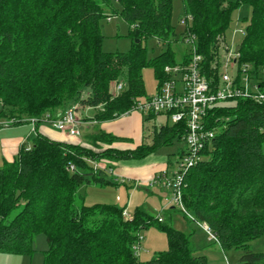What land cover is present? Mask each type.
Wrapping results in <instances>:
<instances>
[{
	"label": "trees",
	"instance_id": "obj_1",
	"mask_svg": "<svg viewBox=\"0 0 264 264\" xmlns=\"http://www.w3.org/2000/svg\"><path fill=\"white\" fill-rule=\"evenodd\" d=\"M182 2L184 18H192L190 31L203 58V73L214 84L219 82L214 65L220 39L226 38L233 14L250 6L240 63L252 66L251 74L263 80L264 0ZM173 3L0 0V120L18 126L48 115L57 119L76 104L103 105L104 112L93 117L97 122L127 115L136 101L147 97L142 76L146 67L154 69L160 87L166 67L189 60L185 55L179 61L171 47L177 41ZM113 16L130 27L129 54L103 50L101 21ZM150 38L168 42L169 48L148 59L142 42ZM113 82L125 86L115 98ZM148 116V121L164 116L166 124L155 127L151 144L133 152L105 148L120 139L103 132L87 138L90 147L54 141L39 131V123L15 161L0 166V254L33 255L34 239L44 235L48 249L43 264H208L205 257L195 256L189 236L155 220L142 207L127 221L124 208L89 206L79 194L86 185L118 186L90 161L114 170L121 160L142 161L183 141L185 123L169 124L162 114ZM207 122L215 138L203 151L204 160L184 178V207L210 229L223 250L244 251L239 264H264V252H248L249 245L264 236V104L230 100L213 107ZM154 225L168 231V250L141 263L134 252L138 234Z\"/></svg>",
	"mask_w": 264,
	"mask_h": 264
},
{
	"label": "rangeland",
	"instance_id": "obj_2",
	"mask_svg": "<svg viewBox=\"0 0 264 264\" xmlns=\"http://www.w3.org/2000/svg\"><path fill=\"white\" fill-rule=\"evenodd\" d=\"M115 7L120 9L119 6ZM184 12L185 9L182 0H174L172 16L177 41L172 43L171 47L172 50L176 52V56L179 61H181V59L188 54V48L185 44H183L182 40V34L186 31L185 26L181 22L184 18ZM251 12L252 9L250 6H243L233 14L232 25L226 33V41L229 45L234 44L235 49L240 48L244 35L239 32L235 34L234 31L245 30L246 24L244 23V18H249L251 16ZM101 31L104 37L103 50L106 53L129 54L132 51L133 39L130 36V27L119 16H113L110 20L108 18L103 19L101 21ZM142 46L146 49L147 58L153 59L164 53L169 48V43H159L156 39L150 38L143 41ZM142 76L147 97L141 98L139 101L145 102L147 99L152 98L157 94L159 81L157 80L154 69L151 67H146L142 72ZM119 83L122 82H113V89H115L116 85ZM114 93L115 92L113 90L112 94ZM78 105L81 108L79 110V115L82 119H84V112L86 111V108L81 104ZM131 110L129 112L130 114L132 113ZM94 114H97V112L92 111L90 113V115ZM135 116L141 117L139 126L140 136L147 144L151 143V137L155 127L160 128L166 124V118L164 116H158L155 120L148 121L147 119L149 116L147 114L145 115L139 112H134L129 117L134 118ZM11 122L12 121H7L5 119L0 120V166L6 162L13 163L15 161L19 155L22 140L26 139L32 130L29 124H19L18 126H14V123ZM93 122L95 124L102 123L97 122L96 120H93ZM169 124L173 123L170 122ZM16 142L18 144H16ZM69 143L71 142L69 141ZM181 150H186L184 143L174 141V144L158 150L154 155L148 158L146 162L121 160L118 163V168L126 164L131 166H138L141 164L167 165V172L171 175L178 170L180 161L178 152ZM108 177L110 179L113 178L111 175ZM127 187L129 188L127 189L123 186L115 187L112 185L100 186L92 184L81 187L79 194L86 199V203L89 206L115 205L119 208H126L125 210H127L128 214L131 216L137 207H142L145 212L155 220L161 219L171 229L177 230L189 236L195 250V256L205 257L208 264H239L244 251L223 250L221 245L217 241L213 240L205 231V225L198 222L194 218L190 219L180 206H173L169 204L171 192L163 184L147 186L143 183H139L135 186V182L134 184L128 182ZM139 234L144 238L141 243V252L139 257L141 263L152 260L157 254L167 252V230H161L158 228V225H154L141 230ZM47 249L48 243L46 237L44 235H39L34 239L35 252L33 255L15 256L11 254H0V264H43L44 253ZM248 252L263 253L264 236L253 241L249 245Z\"/></svg>",
	"mask_w": 264,
	"mask_h": 264
},
{
	"label": "built area",
	"instance_id": "obj_3",
	"mask_svg": "<svg viewBox=\"0 0 264 264\" xmlns=\"http://www.w3.org/2000/svg\"><path fill=\"white\" fill-rule=\"evenodd\" d=\"M110 20V19H109ZM192 18L190 16L181 21L185 26L183 44L188 48L189 60L174 67H166L167 78L159 87L157 94L145 102L136 101L131 112L142 114L166 115L173 124L185 123L186 134L183 137L186 150L179 157L178 170L169 175L167 170L162 171L150 181L149 186L163 184L171 192L170 205H178L193 219L186 211L183 203V184L186 174L197 167L203 160V151L211 145L215 138V132L208 127L207 116L209 111L224 102L234 99H247L256 103L264 104V91L261 89L263 80H259L251 74L252 66L240 63L241 54L235 49L234 44L229 45L226 38H221L219 43V55L215 59L214 67L219 69V82L214 84L203 73V58L198 54L197 39L190 31ZM245 34L243 31H234ZM125 89L123 83L116 85L114 98L120 95ZM86 111L104 112V106L85 107ZM78 104L66 110L62 116L52 119L49 115L44 119H31L29 124L36 134V127L39 123L49 124L58 131L68 134L70 137L79 138L82 134V127L85 124L79 115ZM130 114V113H128ZM127 114V115H128ZM93 123V120H91ZM26 144V143H24ZM29 146L27 150L29 151ZM95 171H103L111 175L114 183L124 185L125 178H118L112 168L103 164L90 161ZM73 168V167H72ZM140 181H135L137 186ZM124 218L132 221L133 217L124 210ZM161 222L162 220L159 219ZM205 231L215 241L216 238L205 225ZM144 238L138 234V240L134 246L135 256L140 257L141 243Z\"/></svg>",
	"mask_w": 264,
	"mask_h": 264
},
{
	"label": "crops",
	"instance_id": "obj_4",
	"mask_svg": "<svg viewBox=\"0 0 264 264\" xmlns=\"http://www.w3.org/2000/svg\"><path fill=\"white\" fill-rule=\"evenodd\" d=\"M91 112L92 111H85L84 112L85 118L82 120L85 124H83L82 134L79 138L70 137L68 134H64V133L58 131L57 129H55L53 126H51L49 124H41L39 126V131L42 134H44L46 137H48L49 139L54 140V141H59V142H69L70 141L73 144H80L81 143V144L87 145V146H89L87 143V141H88L87 138H89L93 135H97L98 132H103L107 135H111V136H114V137L120 139L118 142L113 143L111 146L104 145L105 148H113V149L121 151V152H133L138 147H140L142 144H147V143H145L144 139H142L140 136L139 126H140L141 117L140 116L139 117L135 116L134 118L129 117L134 112H132L131 114L122 116L118 119L107 121V122H102L99 124H95L94 122L91 123L92 122L91 119H93V117L95 116V114L90 115ZM89 119H90V121H89ZM30 127L32 129L31 133L29 134V136L26 139L22 140L20 147H22V145H24V143L28 142V140L30 138H32L36 135L35 132L33 131V127L31 125H30ZM151 143H152V140H151ZM16 144H18V143L16 142ZM101 146H103V145H101ZM182 152H184V150H181L178 152L179 157L182 155ZM150 157H148V158H150ZM148 158L145 160H142V161L146 162L148 160ZM124 160H128V161L130 160L131 161L134 159H124ZM135 161H138V160H135ZM118 163L115 164V169H114L116 177L125 178L127 180V183L130 182L133 184L135 181H140V182L142 181L141 183H143L144 185H147V186L149 185L148 183H150V181L153 179V177H155L156 175H158L159 173H161L164 170H168L167 165H158V164H145V165L141 164L138 166H136V165L131 166V165L126 164V165L118 168ZM127 183L124 185H118L115 187L123 186V187H126L128 189L129 187H127ZM169 204H170V200H169Z\"/></svg>",
	"mask_w": 264,
	"mask_h": 264
},
{
	"label": "water",
	"instance_id": "obj_5",
	"mask_svg": "<svg viewBox=\"0 0 264 264\" xmlns=\"http://www.w3.org/2000/svg\"><path fill=\"white\" fill-rule=\"evenodd\" d=\"M137 43H139V41H137Z\"/></svg>",
	"mask_w": 264,
	"mask_h": 264
}]
</instances>
